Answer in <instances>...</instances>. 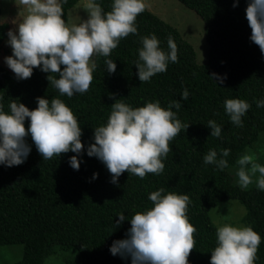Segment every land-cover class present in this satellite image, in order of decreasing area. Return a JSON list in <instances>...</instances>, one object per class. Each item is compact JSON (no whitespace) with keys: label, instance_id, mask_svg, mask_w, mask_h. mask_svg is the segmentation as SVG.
<instances>
[{"label":"trees","instance_id":"16d2710c","mask_svg":"<svg viewBox=\"0 0 264 264\" xmlns=\"http://www.w3.org/2000/svg\"><path fill=\"white\" fill-rule=\"evenodd\" d=\"M76 1L65 0L62 5L65 21L67 9ZM177 1L192 9L203 22L208 45L204 64L196 63L192 45L177 29L147 8L136 17L137 34L121 39L107 57L114 60V72L106 71L105 57H95L97 68L83 94L71 98L59 95L48 85V73L38 67L30 78L17 80L0 64V103L5 111L11 99L32 110L36 97L50 100L58 96L77 117L82 133L78 170L68 163L75 153L69 151L45 160L30 135L25 137L30 152L23 163L10 167L0 164V245H22L20 259L10 264H44L55 246L71 253L62 257L64 264H131L128 256L110 254L109 247L114 240L126 238L128 219L150 208L148 194L161 187L190 198L186 214L196 232L194 248L187 257L189 264H209L210 252L216 245V226L207 211L227 199H236L244 207L242 220L261 236L255 264H264V191L257 190L255 184L241 189L228 170L264 130V107L257 108L255 103L264 98V55L249 39L251 29L245 16L249 0ZM97 2L104 11L111 10V0ZM8 30L9 24L1 22L0 45ZM149 34L156 35L165 51L171 35L178 59L169 62L165 72L141 82L133 61L141 47L140 37ZM212 73L226 78L216 85L215 78L210 79ZM184 88L189 92L186 100L180 99ZM231 98L243 99L250 105L241 117V127L232 124L224 111V101ZM115 99L133 107L153 100H158L161 107H167L172 100L180 102L181 107L173 111L189 125L169 141L162 173H146L139 178L125 171L112 183L105 165L85 153L94 142L93 129L106 123ZM209 119L221 125L220 138L209 135ZM27 126L25 118L26 130ZM210 148L217 151L218 158L221 149H230L227 168L219 170L212 164H203L202 157ZM121 212L126 219L116 226L115 215Z\"/></svg>","mask_w":264,"mask_h":264},{"label":"clouds","instance_id":"9594fccd","mask_svg":"<svg viewBox=\"0 0 264 264\" xmlns=\"http://www.w3.org/2000/svg\"><path fill=\"white\" fill-rule=\"evenodd\" d=\"M19 3L25 6L27 14L19 22L13 21L14 30L6 33L11 55L4 57V63L17 80L30 78L33 69L38 67L48 73V85L69 98L89 89L97 68L95 57H105L106 71H115L114 60L107 57L121 39L137 34L136 17L149 6L147 0H111V10L104 11L97 0H87V18L69 24L63 18L65 0H19ZM245 16L251 29L249 39L264 55V0H249ZM166 43L167 51L159 46L155 34L140 37L141 47L136 50L133 61L139 81L147 82L155 74L165 72L169 62H177V46L171 35ZM212 78L217 85L226 77L212 73L213 81ZM188 96V90L182 89L180 99L186 100ZM35 101L36 107L32 110L16 99L9 101L7 111L0 103V164L10 167L23 163L30 152L25 137L30 135L45 160L69 151L75 153L68 163L78 170L82 162L78 160L82 133L77 117L58 96L50 100L36 97ZM255 103L257 108L264 107V98ZM180 107L178 100L170 101L167 107H161L158 100L133 107L115 99L106 123L93 129L94 142L87 146L85 153L105 165L112 183L125 171L139 178L146 173L158 175L170 151L169 141L189 125L181 122L173 111ZM249 108L243 99L224 101V111L237 127L242 126L241 117ZM206 126L210 129L209 135L220 138V124L209 119ZM229 152L228 148L221 149L218 158L217 151L210 148L202 162L223 170L228 167ZM236 164L237 185L241 189L254 182L257 190L264 191V164L256 162L248 153L242 154ZM95 177L93 173L92 178ZM148 200L152 206L128 219L126 238L114 240L109 247L110 254L128 256L131 264H189L187 257L194 248L196 232L186 214L191 203L189 196L166 192L161 187L151 191ZM115 216L116 226L126 219L123 212ZM215 238L209 264H255L261 236L250 226L225 223L216 228Z\"/></svg>","mask_w":264,"mask_h":264},{"label":"rangeland","instance_id":"374dc122","mask_svg":"<svg viewBox=\"0 0 264 264\" xmlns=\"http://www.w3.org/2000/svg\"><path fill=\"white\" fill-rule=\"evenodd\" d=\"M147 2L149 6L146 8L148 10L172 25L192 45L196 63H206L208 45L201 18L192 9L177 0H147ZM86 4L87 0H77L68 8L66 23L71 24L78 22L79 19H86ZM26 14L27 10L25 6L19 3V0H0V23L6 21L9 24V29L14 30L13 21L19 22ZM6 41L7 36L0 45V64L9 69L4 63V57L11 55V48ZM244 153L253 155L256 162L264 164V130L260 132L258 138L250 146L244 149L242 154ZM237 167L238 165L235 163L228 168L236 185L238 179L235 174ZM254 184L253 182L248 187ZM207 213L216 228L225 223L233 226H246L242 220L245 213L244 207L236 199H227L211 206ZM69 254L71 253L60 250L58 246H55L54 252L45 258L44 264H64L62 257ZM21 255V244L0 245V264L13 263L19 260Z\"/></svg>","mask_w":264,"mask_h":264}]
</instances>
